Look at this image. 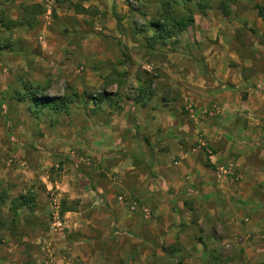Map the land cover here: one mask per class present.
<instances>
[{
	"label": "rangeland",
	"instance_id": "374dc122",
	"mask_svg": "<svg viewBox=\"0 0 264 264\" xmlns=\"http://www.w3.org/2000/svg\"><path fill=\"white\" fill-rule=\"evenodd\" d=\"M32 5L44 12L27 22ZM257 5L264 0H0V19L11 22L0 27V197L7 199L0 204V264H264L262 186L259 205L235 202L242 215L231 225V211L209 216L215 204L199 195V176L185 179L177 194L152 176L150 150L136 131L124 148L113 145L114 161H99L109 142L103 131L136 96V69L145 73L148 96L166 85V54L175 67L178 59L203 63L210 50H230L240 55L244 77L264 75ZM187 12L194 17L188 30L167 44L149 42L166 13L180 19ZM172 72L180 87L181 70ZM29 93L62 100V108L34 107ZM171 106L185 120V152L195 165L215 172L217 182L233 173V166L213 169L214 149L195 126L217 119L219 107L199 114L189 93L174 95ZM145 126L141 135L150 142ZM122 155L127 166L117 161ZM20 196L32 198V211L21 209V222L10 226V202Z\"/></svg>",
	"mask_w": 264,
	"mask_h": 264
},
{
	"label": "crops",
	"instance_id": "0c3cea01",
	"mask_svg": "<svg viewBox=\"0 0 264 264\" xmlns=\"http://www.w3.org/2000/svg\"><path fill=\"white\" fill-rule=\"evenodd\" d=\"M114 14L116 15L115 12ZM122 32L118 31L119 35L124 37L123 29ZM204 51L201 45L197 46L200 57L204 56L206 52ZM208 52L212 55L204 59V64L199 60L185 62L178 59L175 67L166 60L167 57L171 58L174 55L166 54L163 62L165 64L161 65L166 85L161 92L156 91L154 96L153 92L148 96V84L143 78L145 73L136 69L135 92L140 98L150 101L144 107L131 101L130 105H123L124 110L118 115L112 116V119L118 117L119 120L112 121V125L108 123L107 130L103 131L107 137L104 139L109 142L107 147L101 150L105 158L99 161L102 166H105L106 160L114 161L110 157L120 148H124L127 143L122 146L120 144L128 135L131 136L132 131H136L138 135L135 137L145 142L150 150L146 163L149 164L148 170L152 176L158 180H165L174 194L180 190L185 192V179L188 180V184H192L191 181L199 176L197 179L199 195L209 200V204L212 205L213 202L215 204L213 209L208 208L209 216L213 214L226 218L224 214L231 211L227 222L232 225L242 215L240 207L237 208L235 202L242 206L249 203L250 206L259 205L255 204L257 202L255 192L259 186L264 188V122L261 123L262 119L264 120V75L258 73L253 77H244L240 55L230 50L213 49ZM203 67L207 70L206 73ZM244 67L247 68V65ZM178 68L181 70L178 80L182 83L176 89L173 86L172 71ZM157 83L158 81H155V84ZM208 83L212 87L207 86ZM187 93L194 98L196 106L200 107L199 114L204 113L213 104L221 111L217 119H205L200 125H195L214 149L213 156L209 157L213 169L218 167L225 170L233 166V173L221 176V181L217 182L213 175L215 172L195 165V159H190V154L185 152V120L179 111L176 113L179 117L175 118L171 101L174 95L184 97ZM143 108L146 117L140 111ZM129 114L134 116L136 128L128 125ZM145 125L149 127L150 142L141 135L147 129ZM113 145L116 148L120 147L116 151ZM185 157L188 163H185ZM121 158L125 159L117 161L121 166H127L128 157L122 155ZM131 166L136 172L137 167ZM188 188L189 185H186V189ZM233 202L235 206H232Z\"/></svg>",
	"mask_w": 264,
	"mask_h": 264
},
{
	"label": "trees",
	"instance_id": "16d2710c",
	"mask_svg": "<svg viewBox=\"0 0 264 264\" xmlns=\"http://www.w3.org/2000/svg\"><path fill=\"white\" fill-rule=\"evenodd\" d=\"M164 4V3H163ZM256 10H257V14L258 17L264 22V5H257L256 6ZM44 11L38 7L37 5H32V7H28V14H27V22L31 19L34 18V16H36V14H42ZM79 14H86L87 11L85 9H79L78 10ZM188 15H186L183 18L177 19L174 16H172V14L170 13H166L165 15V20L163 18L162 23H156L153 25L154 29H155V36L152 40H149V42L151 43H159V44H167L168 40L174 36H177L179 33L183 32L184 30H188L189 27H191L194 24V17L189 14V12H187ZM3 18V17H2ZM0 19V27L1 28H8L11 29V22H9L8 20L5 19ZM117 29L119 30V32H122V27L120 25V20L117 19ZM10 25V26H9ZM13 26L17 25L16 22L12 23ZM28 26H31V22L27 23ZM123 33V32H122ZM203 71H205V73L207 72V70L205 69V67H203ZM142 98L139 97V95L136 93V96L133 98V102L135 104H142V106L145 105V102L141 100ZM29 100L30 102L34 105V107L37 108H51L53 109L55 112H59V110H61V106L62 105V100H52V99H41L39 97H37L35 95V93H33L32 95L29 93ZM18 101L19 102H25L26 101V96L25 94H21L18 96ZM127 123L129 126H134L135 128L136 126V122L134 119V116L132 114L128 115L127 118ZM32 198H28L25 196H20L17 199H14L10 202V213H11V221H10V226H16L17 224H19L20 221V213L19 211L21 209L27 208L30 211H32L31 208V201ZM0 204L2 206L7 204V199L6 197H0ZM5 228V226H3ZM7 229V228H6ZM216 261H218V259H216Z\"/></svg>",
	"mask_w": 264,
	"mask_h": 264
},
{
	"label": "built area",
	"instance_id": "2783aa9c",
	"mask_svg": "<svg viewBox=\"0 0 264 264\" xmlns=\"http://www.w3.org/2000/svg\"><path fill=\"white\" fill-rule=\"evenodd\" d=\"M189 111H190L191 113L194 112V111L192 110V107H189ZM200 145L203 146V147H206V144H205L204 142H200ZM224 173H226V174H232L231 169H229L228 171H224Z\"/></svg>",
	"mask_w": 264,
	"mask_h": 264
}]
</instances>
